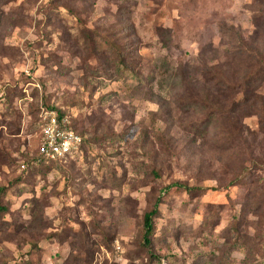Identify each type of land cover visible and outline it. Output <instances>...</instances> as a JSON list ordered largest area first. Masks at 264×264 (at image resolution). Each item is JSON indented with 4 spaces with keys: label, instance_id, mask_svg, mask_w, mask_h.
I'll use <instances>...</instances> for the list:
<instances>
[{
    "label": "rangeland",
    "instance_id": "rangeland-1",
    "mask_svg": "<svg viewBox=\"0 0 264 264\" xmlns=\"http://www.w3.org/2000/svg\"><path fill=\"white\" fill-rule=\"evenodd\" d=\"M258 59L264 0H0V264H264Z\"/></svg>",
    "mask_w": 264,
    "mask_h": 264
},
{
    "label": "built area",
    "instance_id": "built-area-1",
    "mask_svg": "<svg viewBox=\"0 0 264 264\" xmlns=\"http://www.w3.org/2000/svg\"><path fill=\"white\" fill-rule=\"evenodd\" d=\"M38 153L46 160H59L78 152L82 137L68 124L66 118L45 110L39 117ZM23 167V165H22Z\"/></svg>",
    "mask_w": 264,
    "mask_h": 264
},
{
    "label": "trees",
    "instance_id": "trees-1",
    "mask_svg": "<svg viewBox=\"0 0 264 264\" xmlns=\"http://www.w3.org/2000/svg\"><path fill=\"white\" fill-rule=\"evenodd\" d=\"M111 42V41H110ZM241 42L243 43V39H241ZM112 43V42H111ZM111 43H109L110 44V46L112 47V48H115V45H113V44H111ZM244 46V45H243ZM245 47H246V45H245ZM250 47V48H249ZM246 52L245 53H247V51L248 50H250V49H257L256 48V46H255V44H253L252 42H251V44H250V46L249 45H247V47H246ZM240 52H242L239 56H240V58H242V56H243V53H244V49H243V47L239 50ZM248 54V53H247ZM118 57H120V55L118 54ZM121 62H123L122 61V59H121ZM247 67H249L248 69H249V71H248V76H247V78H246V80H245V83L246 84H251V82H250V80L251 79H249V78H251V74H253L252 75V77H255V76H258V74L259 73H263L264 72V61H262V59H258L257 61H256V63H252L251 61H248V66ZM247 87L248 86H244V90H243V92L244 93H247V92H249V91H252L253 93H254V90H248L247 89ZM248 97H246V99H247ZM57 114H58V117L60 118L61 117V113H58L57 112ZM82 145V144H81ZM37 151H38V149H37ZM46 160V159H44V158H42L41 157V155L38 153V157L33 161V164H34V166H40V165H42V161L41 160ZM48 161V160H47ZM49 161H56V160H49ZM2 193H4V191H0V195L2 194ZM7 209V207H5V206H3L1 203H0V211H5ZM157 212H158V201L156 200L155 201V203H154V205H153V207L151 208V209H149L148 211H146L145 213H144V215H143V227H144V233H143V244L147 247V248H149V246H150V244H151V236H152V234H153V232H154V222H153V218H154V216H156L157 215ZM150 250V249H149Z\"/></svg>",
    "mask_w": 264,
    "mask_h": 264
}]
</instances>
